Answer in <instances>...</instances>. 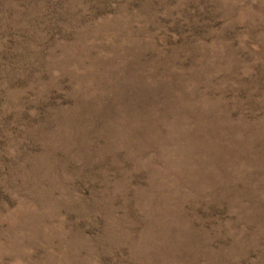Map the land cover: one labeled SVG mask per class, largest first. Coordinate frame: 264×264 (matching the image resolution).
<instances>
[{
	"label": "rangeland",
	"instance_id": "rangeland-1",
	"mask_svg": "<svg viewBox=\"0 0 264 264\" xmlns=\"http://www.w3.org/2000/svg\"><path fill=\"white\" fill-rule=\"evenodd\" d=\"M0 264H264V0H0Z\"/></svg>",
	"mask_w": 264,
	"mask_h": 264
}]
</instances>
